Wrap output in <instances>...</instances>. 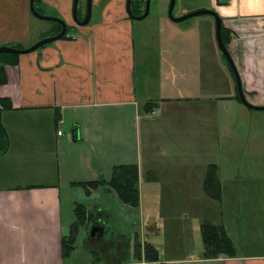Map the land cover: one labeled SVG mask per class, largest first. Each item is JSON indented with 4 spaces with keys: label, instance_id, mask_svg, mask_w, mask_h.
<instances>
[{
    "label": "crops",
    "instance_id": "crops-1",
    "mask_svg": "<svg viewBox=\"0 0 264 264\" xmlns=\"http://www.w3.org/2000/svg\"><path fill=\"white\" fill-rule=\"evenodd\" d=\"M30 1L0 0V46L26 49L56 32V22L36 17ZM127 1L93 0L91 20L81 26L73 17L74 0H41L37 8L42 15L64 20L67 37L21 54L16 65L5 67L7 82L0 85V99H9L12 108L2 113L1 119L9 148L0 155V264H71L63 259L62 243L71 234L78 204L88 210L92 205L108 211L107 223L111 222L102 227L105 233L110 228L111 239L117 240L124 224L118 196L111 186L101 185L97 189L101 202L96 204L89 194H81L94 190L82 183L97 181L99 175L110 180L113 168L119 165L137 164L141 172L143 161L145 173L157 171L163 161L166 173L159 187L152 182L146 187L143 184L138 222L146 224L145 203L148 216L153 202L160 203L163 198L164 232L167 226L169 234L180 227L189 239L192 236L200 240L203 224L221 225L236 247L232 256L219 254L210 258L206 251L203 253V244L197 252L184 257L164 254L161 261L264 264V111L255 112L240 100L235 73L218 47L216 22L211 15L185 26L172 21L167 8L155 13L159 29L178 28L182 33L186 27L199 29L204 37L205 57L211 58L197 65L200 70L195 71V64L186 68L184 52L190 46L186 40L177 46V40L175 49L181 55H175L174 62L172 58L170 67L165 56L159 67H154L147 54L138 56L136 48V27L146 18H131ZM79 3L77 14L84 20L87 0ZM179 3V15L197 10L218 13L222 39L228 45L246 100L264 106V0ZM169 93L181 96L182 105L185 93L203 101L208 96L210 104L192 107L190 102L186 104L190 109L178 111L179 102L174 103L176 99ZM164 96L170 103L166 114ZM182 110L190 111L184 129ZM63 125L71 127L66 140L65 133L58 135ZM12 155L20 160L38 155L39 161H43L39 155H48L53 162L60 161L49 169L43 163L36 173H12L4 168V163L10 166ZM65 155H70L68 162L78 158L79 172L63 169L61 160ZM211 165L218 169L219 199L208 196L204 189ZM179 167L193 172L186 173ZM184 180L192 181L190 187L180 185ZM170 187L185 189L182 193L186 195L185 208L191 212L189 219L178 211L173 197L167 198ZM153 207L150 213L161 217L159 208L155 204ZM171 209H176L174 216ZM191 218L197 221L196 227H189ZM133 235L129 233V238L135 245ZM166 240L164 237V243ZM105 254L108 259L102 264L136 263L123 250Z\"/></svg>",
    "mask_w": 264,
    "mask_h": 264
},
{
    "label": "rangeland",
    "instance_id": "rangeland-1",
    "mask_svg": "<svg viewBox=\"0 0 264 264\" xmlns=\"http://www.w3.org/2000/svg\"><path fill=\"white\" fill-rule=\"evenodd\" d=\"M151 1V13L150 16L146 18L145 22H143L142 24H138L139 26L136 27V33H135V38H136V48H137V53L139 57L142 56H147L149 57V61H150V65L154 66V67H159V62L160 59L163 58V56H165L168 59V67H170V61H172L173 58V62H174V57L175 55H181L180 51L178 48L175 49L176 46V42L178 40V44L177 46L180 44V41L186 40V43L190 46L188 47L185 52H184V56H185V65L186 68L189 66L191 68L194 67L195 64V71L196 69L200 70V66H197L198 64H200V62H202L203 60H207V58H211V55H209L208 57H205L206 53L203 50L204 48V37L202 36V34L200 35V33H198V30H191L190 28L186 27V32H180L177 31L178 28H173L172 30L170 29H166V27L159 29L160 26L158 25V22L155 19V13L157 14L159 11L162 13V10H164V8L169 9L170 7V1L171 0H150ZM180 0L176 1L175 7H174V11H173V15L178 18V17H182L183 15H179L180 14ZM198 11V10H197ZM194 11L190 12L193 13ZM188 13V14H190ZM79 18V17H78ZM204 18H212L210 15L208 14H203V15H199L193 18H190L186 21L181 22V24L179 23V25H190L191 22L193 21H200L201 19ZM214 18V17H213ZM177 25V24H176ZM175 25V26H176ZM176 29V30H175ZM145 36V38H144ZM144 38V39H143ZM170 48H166L164 49V46H168ZM141 46H144L143 49L141 48ZM219 47V46H218ZM161 48V50H160ZM164 50H168L171 53L170 54H165L164 55ZM147 54V55H144ZM174 54V55H173ZM164 57V59H165ZM156 61L155 64H153V62ZM189 70V69H188ZM191 75V74H190ZM138 76V84H140L141 86V72L140 70H138L137 73ZM198 76V73L196 72V77ZM191 80V79H188ZM184 82V81H183ZM139 86V87H140ZM166 87V86H165ZM171 88H174L173 85H170ZM215 87V86H214ZM165 93V91H164ZM171 94V93H169ZM187 98L185 99L186 101H184V105H182L183 100L180 98H177L174 94H171V96L176 99V101H173L174 103H178V111L180 109H183L184 107H187L188 109H190L189 106H187L186 104H189L190 102L192 103V107H201L204 105H207L210 102V97L205 96V99L203 101V99L197 100L194 99L193 97H191L190 94L185 93L184 94ZM162 97V94H161ZM167 97V95H166ZM166 97L164 96V99H166ZM161 100L157 101L158 105V113H160V106H161ZM210 104V103H209ZM208 104V106H209ZM170 106L169 100H164V114H166L167 112V106ZM182 105V106H181ZM194 105V106H193ZM190 111L186 110H182L181 111V117H182V126L184 129V121H187L188 119V115H189ZM156 117V116H155ZM180 118V116H179ZM29 121V120H28ZM61 131H63V133H65V136L63 137V139H69L68 135L71 134V127H69L68 125H63L60 127ZM185 139V138H184ZM13 158H11L9 160L10 166L6 163H4V168L8 167L9 171H11L12 173H14L15 171H19V173L21 171L25 172H31V173H36L38 171H40V169L43 166V163L47 165V168L49 169V167H53L54 168V163L59 164V161H52V159H48V155H39L43 161H39L38 155H30V157L28 159H16V155H12ZM69 156L70 155H65L63 156V161L61 160V166L63 167V169L67 168L72 170V172H79L80 170V163L78 162V158L77 160L74 161V163L72 161H69ZM126 156V155H125ZM151 156V155H150ZM46 160V161H45ZM64 161H66V163L64 164ZM151 162V160L148 161V163ZM128 165H136L138 167L137 164H128ZM56 166V167H57ZM120 166V165H119ZM127 166V165H126ZM3 168V164L0 167V171ZM180 168V167H179ZM185 169L187 172L186 173H192L193 171L190 170V168H186V167H181L180 169ZM82 169H83V173H84V163L82 165ZM161 169V170H160ZM160 169H157V171H153L152 174L150 172L145 173L144 170V161H143V167L141 168L142 171L139 172V168H138V172H139V189H140V202H141V188L144 184V186L146 187L148 185V182H152L151 184L154 185H160L161 183H164V161L160 162ZM193 169V168H192ZM96 170V168H95ZM166 173V172H165ZM146 174V177H145ZM90 176V175H89ZM149 176V177H148ZM101 175H99V181L103 180V182L105 183V185H109L110 180H105L106 178H100ZM94 178V177H93ZM95 178H97L95 176ZM147 178V179H146ZM191 178L194 179V176L192 174ZM98 181V180H97ZM154 181V182H153ZM190 183H192L191 180H184V182L181 181L180 185H184L186 187H190ZM150 184V185H151ZM99 186H101L100 184L96 187H91V186H83L85 188H91L94 189L93 191H85V193H82L83 195H88L89 194V198L90 200H94L96 201V204H98V202H101V195H99V193L97 192V189L99 188ZM110 186V185H109ZM159 187V186H158ZM111 189L116 193V195L118 196V199L121 202V210L123 211V217H124V224H123V229L120 231L119 233V237L116 238L117 240H112L111 236L109 234V230L110 228H106V233L103 235V237L101 238H92L91 237V230L92 227L97 225V226H108L109 223H107L108 220V211L105 210V212L98 208L97 206L94 207L92 205H89L88 207L90 208V210H88V208L82 207L83 210H85V213L82 212V215L84 218L82 219L81 224L78 226V230L76 233V238H77V242H76V250L73 251L69 258L66 259L67 263H71V264H102L106 262V258L104 255H106V252H112L113 250L116 252V250L121 251L123 250V252L128 255V258H130V261H134L133 256L135 254V248L136 245H134L133 243H130V238L128 241V237H129V233L130 234H134L132 236V238H135V242L137 243H141L142 247L144 246L145 243L147 242H153L154 247L157 249V253L158 257L160 258L163 257L164 258V254L168 257H172V258H180V257H184L187 254L193 253V252H197L200 248V246H202L204 244V251L203 253H205L206 248H205V242L202 236V239L197 240L195 238V240L191 238L189 239L186 236V232L183 231L184 228H180L182 232H180L179 229H176V232H168V228L169 226H167V233L164 232V200L163 198H161L159 201H161L160 203H154L152 204V206L149 207V214L147 216V210H148V204L145 203L144 204V212L146 213L145 216V222L141 224V222H138L137 220L140 218L139 215L141 214L140 211V205L137 206H130V204L124 202L120 196L118 195V193L114 190V188L111 187ZM185 189H181V187H170L169 188V192L167 191V198L173 197L175 199V201H173V203L175 204L176 207L178 208V211L182 212V214L189 219V217L191 216V212L190 209H186V204L184 199L186 198V195L182 192H184ZM78 195V193H77ZM79 198H81L79 196ZM184 198V199H183ZM163 200V201H162ZM154 204L156 205V208L158 207L159 210L161 211V213H159L161 215V217H157L155 218V214L150 213V211H152V209L154 208ZM83 206V205H82ZM76 209V208H75ZM171 211L173 212L172 215H175L176 209H171ZM94 212V213H92ZM74 223L70 226V230L71 227L78 222V218H77V213L76 210H74ZM151 215V216H150ZM73 216V215H72ZM149 217V218H148ZM185 218V219H186ZM190 220H192V222H189V227L193 228L197 226V221L194 220L193 218H191ZM137 221V222H136ZM135 222V223H133ZM107 223V224H106ZM133 225V226H132ZM118 228L120 229V226H118ZM150 228V229H149ZM153 232V233H152ZM71 233V231H70ZM112 233V232H110ZM115 233V231H114ZM117 234V233H116ZM154 236H157V240H153ZM164 237L165 239H167L164 243ZM132 241V239H131ZM114 242V244L112 245V243ZM127 242V243H126ZM166 244V245H165ZM103 255V257H102ZM125 255V256H126ZM104 258V259H103ZM109 258H114L109 257ZM64 259V258H63ZM145 261L143 260L141 263H144Z\"/></svg>",
    "mask_w": 264,
    "mask_h": 264
},
{
    "label": "trees",
    "instance_id": "trees-1",
    "mask_svg": "<svg viewBox=\"0 0 264 264\" xmlns=\"http://www.w3.org/2000/svg\"><path fill=\"white\" fill-rule=\"evenodd\" d=\"M41 0L35 1V7L37 11L42 14V11L37 8V4ZM146 0H133L131 10L133 14L140 15L143 13V8L145 7ZM56 32L52 35H57L62 30L61 25L59 26L56 23ZM68 29V26H67ZM68 31V30H67ZM223 34V26H222ZM67 37V34L62 36V38ZM223 38V37H222ZM226 47L227 43L224 41ZM21 48V47H16ZM19 55L17 54H0V85H4L7 82L5 67L8 65H16L18 63ZM239 96V95H238ZM12 108L11 102L9 99H0V155L5 154L8 151L9 140L5 128L2 125V113L6 110ZM209 171L204 181V189L208 196L219 199L220 196V178L218 175L217 166L211 165ZM83 186L96 187L99 184L104 185L103 180L101 181H90L82 183ZM109 185L114 188L118 193L120 198L130 204V206H137L140 204V189H139V172L136 165H120L113 168V173ZM82 205H76V213L78 222H76L71 227V234L63 239L62 243V256L64 259L69 258L70 254L76 250V233L78 226L81 224L80 221L84 218L82 212L85 213V210L82 209ZM86 208V207H85ZM202 235L205 242V248L208 257L215 258L219 254H226L232 256L235 254L236 247L230 237L227 235L224 227L221 225H213L211 223H205L202 225ZM129 241V237H128ZM127 243V242H126ZM135 254L134 259L136 263L134 264H166L160 260L158 257L157 249L150 242H147L142 247L141 243L135 242ZM131 264V263H130Z\"/></svg>",
    "mask_w": 264,
    "mask_h": 264
},
{
    "label": "water",
    "instance_id": "water-1",
    "mask_svg": "<svg viewBox=\"0 0 264 264\" xmlns=\"http://www.w3.org/2000/svg\"><path fill=\"white\" fill-rule=\"evenodd\" d=\"M35 1L36 0H31L30 1V8H31V11L32 13L42 19V20H47V21H53V22H56L59 24V26L61 25L62 27V30L60 31L59 34L57 35H54V36H50V37H46V38H43L41 39L40 41H38L37 43H35L34 45H32L31 47L29 48H26V49H18V48H15V47H10V46H0V54H4V53H7V54H18V55H21V54H28V53H32L34 51H37L38 49L46 46L47 44H51L59 39L62 38V36H64L65 34H67V24L64 20H62L60 17H55V16H46V15H42L40 14L36 7H35ZM176 1L177 0H171L170 1V7H169V18L176 22V23H181L183 21H186L190 18H193V17H196V16H199L200 14L203 15V14H208V15H211L212 17H214L215 19V24H216V37H217V41H218V45H219V48H220V51L222 52V54L225 56V58L227 59V62L230 63L234 73H235V76H236V80H237V85H238V91H239V98L240 100L243 102L244 105H246L248 108L252 109V110H255L256 111H264V106H255V105H252L248 102V100H246V97H245V94L243 92V89H242V84H241V81H240V77H239V74L236 70V67L234 66L233 62L232 61V58H231V55L229 53V50L227 49L228 47H226V45L224 44L223 42V39H222V19L221 17L218 15V13H216L215 11L213 10H198V11H194L193 13H190V14H186V15H183L182 17H178L176 18L174 15H173V11H174V7H175V4H176ZM127 8H128V11H129V14L131 16V18H133L134 20H137V21H142L144 20L145 18L148 17L149 13H150V10H151V1L150 0H146V7H145V12L143 15L137 17V15H133L132 13V10H131V3L133 2L132 0H128L127 1ZM74 18L76 20V22L81 25V26H86L90 20H91V16H92V7H93V0H87V13H86V17L84 20H80L78 18V4L79 3V0H74ZM103 229L102 228H93L92 230V234H95V233H99L102 235L103 233Z\"/></svg>",
    "mask_w": 264,
    "mask_h": 264
},
{
    "label": "flooded vegetation",
    "instance_id": "flooded-vegetation-1",
    "mask_svg": "<svg viewBox=\"0 0 264 264\" xmlns=\"http://www.w3.org/2000/svg\"><path fill=\"white\" fill-rule=\"evenodd\" d=\"M132 1H133V0H132ZM131 6H132V3H131ZM145 7H146V3H145ZM145 7L143 8V13H142V14H140V15L133 14V15H135V16L137 15V17L143 15L144 12H145ZM150 12H151V10H150ZM93 228H95V229H97V228H102V229L104 230L103 227H100V226H97V225L93 226V227H92V230H93ZM92 230H91V234H92ZM104 234H105V232L103 231L102 235L99 234V233H95V234H92L91 237H92V238H97V237H98V238H101V237H103Z\"/></svg>",
    "mask_w": 264,
    "mask_h": 264
},
{
    "label": "built area",
    "instance_id": "built-area-1",
    "mask_svg": "<svg viewBox=\"0 0 264 264\" xmlns=\"http://www.w3.org/2000/svg\"><path fill=\"white\" fill-rule=\"evenodd\" d=\"M58 135H59V136H63V135H64L63 131L59 130V131H58Z\"/></svg>",
    "mask_w": 264,
    "mask_h": 264
}]
</instances>
